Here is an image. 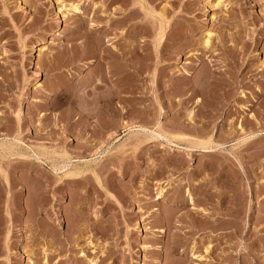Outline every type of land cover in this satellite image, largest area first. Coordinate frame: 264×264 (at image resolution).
I'll return each instance as SVG.
<instances>
[{
  "label": "rangeland",
  "instance_id": "rangeland-1",
  "mask_svg": "<svg viewBox=\"0 0 264 264\" xmlns=\"http://www.w3.org/2000/svg\"><path fill=\"white\" fill-rule=\"evenodd\" d=\"M0 264H264V0H0Z\"/></svg>",
  "mask_w": 264,
  "mask_h": 264
},
{
  "label": "bare ground",
  "instance_id": "bare-ground-1",
  "mask_svg": "<svg viewBox=\"0 0 264 264\" xmlns=\"http://www.w3.org/2000/svg\"><path fill=\"white\" fill-rule=\"evenodd\" d=\"M72 7H73V6H72ZM161 27H162V26H161ZM161 27H160V28H161ZM161 36H162V35H161ZM161 36H160V37H161ZM210 36H211V32H208V33H207V37H206V39L204 40V44H205V45H208V44H209ZM155 134H156V133H155ZM6 141H7V140H6ZM203 143H204V142H203ZM206 144H207V143H206ZM2 145H3V144H2ZM202 145H203V144H202Z\"/></svg>",
  "mask_w": 264,
  "mask_h": 264
}]
</instances>
